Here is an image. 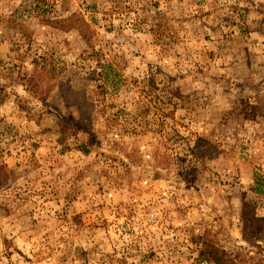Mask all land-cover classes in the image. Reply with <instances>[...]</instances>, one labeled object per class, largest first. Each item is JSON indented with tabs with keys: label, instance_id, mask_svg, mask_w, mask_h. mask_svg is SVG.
Instances as JSON below:
<instances>
[{
	"label": "rangeland",
	"instance_id": "1",
	"mask_svg": "<svg viewBox=\"0 0 264 264\" xmlns=\"http://www.w3.org/2000/svg\"><path fill=\"white\" fill-rule=\"evenodd\" d=\"M251 218L264 0H0V264H264Z\"/></svg>",
	"mask_w": 264,
	"mask_h": 264
},
{
	"label": "trees",
	"instance_id": "2",
	"mask_svg": "<svg viewBox=\"0 0 264 264\" xmlns=\"http://www.w3.org/2000/svg\"><path fill=\"white\" fill-rule=\"evenodd\" d=\"M115 86V84H113V87ZM248 222H250V225L256 230V232L258 233V232H260V230H261V227H259L258 226V223H260V222H262V223H264V219H255V218H251V220L249 221L248 220ZM216 251V250H215ZM212 253V252H211ZM216 253L218 254V252L216 251ZM212 255L214 256V258L216 259V260H218V257H217V255H214V253H212Z\"/></svg>",
	"mask_w": 264,
	"mask_h": 264
}]
</instances>
